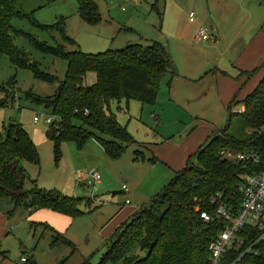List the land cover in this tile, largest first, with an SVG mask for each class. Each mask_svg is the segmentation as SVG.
Returning a JSON list of instances; mask_svg holds the SVG:
<instances>
[{
  "label": "rangeland",
  "instance_id": "1",
  "mask_svg": "<svg viewBox=\"0 0 264 264\" xmlns=\"http://www.w3.org/2000/svg\"><path fill=\"white\" fill-rule=\"evenodd\" d=\"M95 1L101 19L90 24L77 14L76 0H19L15 7L24 14H30L32 19L14 17L10 26L49 46L64 45L67 52L81 50L96 54L107 49L120 50L128 44L150 46L158 42L167 47L174 66L179 67L184 57L176 40L178 33L188 34L193 59L204 58L205 48L201 43L205 42L193 40V33H197L200 25L210 31L207 26L210 15L218 10H239L244 2L159 0L156 12L151 10L155 0ZM258 1L255 0V3L258 4ZM261 2L264 4V0ZM249 4L250 0H247L243 7ZM190 13H194V22L188 19ZM60 17L65 19V33L75 46L65 43L57 32H44L34 25L36 22L51 26ZM12 45L24 53L26 62L36 63L42 73L55 76L58 81L64 79L67 63L63 59L40 53L27 37L15 32L12 33ZM226 46L224 43L221 48ZM175 67L174 72L177 73ZM95 81L96 75L92 72L86 74L83 84L89 87ZM57 85V82L37 79L28 69L12 65L5 55L0 54V87L5 90H0V102H5L0 107V130H6L12 124H21L39 154V165L24 164L27 174L22 184L24 191H30L33 188L31 182L35 181L37 188L46 193L58 192L64 196L90 199V206L81 204L78 207L81 215L76 218L58 214L61 217L58 219L67 218L62 219L65 225L63 222L53 223L60 228L59 231L51 224L39 223L51 227L74 246L51 247L52 233L40 225H31L38 223L35 219L39 215L35 213L42 211L29 212L23 206L15 208L9 201H0V212L6 217L4 226L8 229L6 231H10L1 247L6 258L16 264H22L19 262L21 257L32 259L35 264H83L85 261L99 264L110 245L112 234L127 219L131 208L149 201L171 178L162 179V167L153 168L144 164L141 158H134L136 150L142 151L145 158L152 157L145 151L146 146H127L119 159L109 160L94 139L79 148L72 142H64L56 155L52 141L46 136L51 124L45 122L47 118L54 122L55 118L50 109L30 102L26 95L32 93L45 99L55 93ZM158 89L153 105L129 101L127 109L123 101L110 103V112L122 127H127L139 144L166 140L176 148L186 141L191 128L197 127L192 134L200 132L201 120L209 123L210 134L212 128L216 133L227 124V110L220 105L215 87L196 86L175 77L170 79V74H166ZM243 98L238 96L236 100ZM241 108L242 105L237 104L232 112H241ZM35 117L38 118L36 122L33 120ZM200 136L194 144L202 141ZM93 171L100 176L95 183L90 176Z\"/></svg>",
  "mask_w": 264,
  "mask_h": 264
},
{
  "label": "trees",
  "instance_id": "2",
  "mask_svg": "<svg viewBox=\"0 0 264 264\" xmlns=\"http://www.w3.org/2000/svg\"><path fill=\"white\" fill-rule=\"evenodd\" d=\"M18 1L0 0V54L12 65L28 69L37 79L58 83L55 93L45 99L32 93L26 95L30 102L51 110L55 121L51 122L46 136L52 141L56 155L64 142H72L79 148L95 139L109 160L119 159L127 146H139L127 127H122L110 112V103L123 101L126 107L129 101L153 105L162 77L172 71L166 47L153 42L150 46L128 44L120 50L107 49L96 54L81 50L67 52L64 45L49 46L31 35L13 30L10 26L12 18L32 19L30 14L15 7ZM158 2L154 1L151 10L157 12ZM76 3L77 14L84 22L100 21L95 0H76ZM64 20L60 17L51 26L36 22L34 25L44 32H57L65 43L75 46L65 33ZM14 32L27 37L40 53L66 61L64 79L58 81L55 76L42 73L34 62L27 61L23 66L20 59H26L24 53L12 45ZM263 66L264 62L252 72H241L238 79L248 80ZM92 72L96 75L95 83L84 86L86 74ZM256 86L240 102L236 101L237 91L226 106L228 120L225 127L203 142L167 185L117 227L99 264L119 261L121 264L209 263L208 248L220 231L221 222L206 224L201 215L214 216L219 204L236 212L242 199L244 178L264 168V77ZM242 88L243 84L239 91ZM0 90L5 91L3 87ZM4 103L1 101L0 107ZM237 104L242 105L243 110L233 113L232 108ZM84 110L88 111L87 115ZM223 150L243 155L253 153L258 164L229 162L221 155ZM134 153L135 159L142 157L141 152ZM148 161L154 163L156 159L151 157ZM25 163L39 165V154L22 125L12 124L6 130H0V201H9L15 208L23 206L29 212L47 210L70 218L81 215L78 210L81 204L90 206V199L46 193L37 188L35 181L31 182L33 188L30 191H24ZM31 225H40L52 233L49 246L74 247L51 227ZM238 235L243 238L244 247H248L258 232L245 228ZM254 250L256 254L243 256L239 264H264V242L254 246ZM2 254L5 259V253ZM237 254L236 250L230 251L228 259H235ZM24 264H35V261L25 258Z\"/></svg>",
  "mask_w": 264,
  "mask_h": 264
},
{
  "label": "crops",
  "instance_id": "3",
  "mask_svg": "<svg viewBox=\"0 0 264 264\" xmlns=\"http://www.w3.org/2000/svg\"><path fill=\"white\" fill-rule=\"evenodd\" d=\"M246 1L247 0H244V2L241 3L242 7L239 8V10H218L216 13H213V15H210L207 21V26H209L210 31L205 26H199H202L207 30L208 34L213 38V41L198 40L196 38V32L193 33V40L199 43L205 42L201 43L203 44V48H205L206 55L204 58L193 59L190 53L191 44L188 40V34H185L184 32L178 33L176 40L179 42V48L181 49L184 61L182 65L175 67L171 59L172 71L171 74L169 73L170 79L175 77L178 80L187 81V83H192L196 86L202 84L204 87H215L217 97L222 107H226L230 103L239 87H241L240 85L243 84L241 90L243 92L240 94V91L237 94V97L242 96V98H245L247 94L257 87L256 85L261 78L264 77V66L248 80L245 81L244 77L238 79L241 72H252V70L259 68L264 62V4L261 2L262 0H259L258 4L255 3V0H250V4L246 6L244 5L243 7V4ZM224 43H226L227 46L221 48V45ZM174 67L178 74L174 72ZM247 82L248 86L246 85ZM241 100L236 101L240 102ZM241 110H243V107ZM200 122V132L193 133V136L192 132L197 127L191 128L189 137L186 141L181 142L176 148L170 146L166 140L148 144L140 143L139 146L134 145L135 147L146 146L145 151L149 152V154L156 159V162L150 163L148 160L151 159V157L145 158L142 151H139L142 153L141 161L153 168H156V166L162 167V170H160L162 173V179H172L171 176L185 166L184 164L187 159L193 156L198 150L197 148L215 133V129L212 128L210 134L209 123L207 121L201 120ZM199 134H201L200 138L203 137L202 141L194 144L198 139ZM138 207L131 208L132 210L128 212L129 214L127 215V218L132 216ZM40 211L42 212L37 211L38 213H35V215H39V218L35 219L38 221L37 224L40 222H46L59 231L60 228H57L53 223L63 222L66 217H63L64 219L62 218V220L58 219L61 217L57 216L58 214L52 211H50L51 213L46 210ZM42 213H44V215ZM5 218L6 217L0 212V264H16L11 262L9 258L4 259L1 255L4 253L1 245L6 239V236L10 233V231H6L8 229L4 226ZM63 224L65 225L64 222Z\"/></svg>",
  "mask_w": 264,
  "mask_h": 264
},
{
  "label": "built area",
  "instance_id": "4",
  "mask_svg": "<svg viewBox=\"0 0 264 264\" xmlns=\"http://www.w3.org/2000/svg\"><path fill=\"white\" fill-rule=\"evenodd\" d=\"M188 19L193 22L194 13H190ZM196 38L201 41H213V38L202 26L198 28ZM83 113L87 115L88 111L84 110ZM33 120L36 122L38 118L35 117ZM45 122L51 124L52 121L47 118ZM221 155L229 162L244 163L250 161L258 164V158L253 153L243 155L223 150ZM90 176L94 183L100 179L96 171L91 172ZM241 193L242 199L236 212L233 213L224 205L219 204L215 209L214 216H210L207 213L201 215V220L206 224H211L215 221L221 222L220 231L208 248L210 256L208 264H239L243 256L256 254L254 246L264 242V168L257 172H252L244 178ZM245 228L255 229L258 232V236L254 239L255 241L248 247H244L245 242L238 235ZM235 250L238 251L237 257L228 259V253L230 251L235 252ZM24 261L25 257H21L20 262L24 263Z\"/></svg>",
  "mask_w": 264,
  "mask_h": 264
},
{
  "label": "water",
  "instance_id": "5",
  "mask_svg": "<svg viewBox=\"0 0 264 264\" xmlns=\"http://www.w3.org/2000/svg\"><path fill=\"white\" fill-rule=\"evenodd\" d=\"M20 61L22 62V65H23V66H26V65H27V62H26L25 59L21 58Z\"/></svg>",
  "mask_w": 264,
  "mask_h": 264
}]
</instances>
